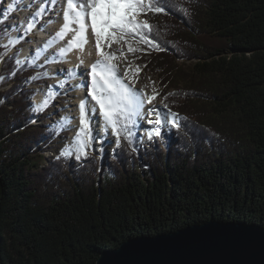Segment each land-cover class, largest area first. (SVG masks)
<instances>
[{"label": "trees", "instance_id": "obj_1", "mask_svg": "<svg viewBox=\"0 0 264 264\" xmlns=\"http://www.w3.org/2000/svg\"><path fill=\"white\" fill-rule=\"evenodd\" d=\"M149 5L150 27L122 36L178 127L142 148L129 124L108 161L62 156L48 111L34 125L47 68L19 59L0 19V264H96L212 219L264 227V0Z\"/></svg>", "mask_w": 264, "mask_h": 264}, {"label": "snow or ice", "instance_id": "obj_2", "mask_svg": "<svg viewBox=\"0 0 264 264\" xmlns=\"http://www.w3.org/2000/svg\"><path fill=\"white\" fill-rule=\"evenodd\" d=\"M55 2V0H53ZM68 11L63 12L64 31L60 32V36L66 35L70 26H75L72 31L75 33L76 41L84 42L86 40V31L88 30V20L90 19V30L95 38V47L99 51L102 47L101 41H112L118 37L116 33H135L141 27L148 28L150 25L145 23L140 25L137 16L142 12V6L139 0H80L74 3V0H66ZM87 9L78 11L77 9ZM159 12L161 9L156 8ZM74 13V16H70ZM31 28V25H29ZM143 38V37H141ZM71 43L69 47H71ZM99 55L104 57L103 61L95 63L91 68V99L99 106V115L103 117L104 130L107 133L111 129V133L116 137V146H120L121 133L124 132L125 138L131 142L132 133L125 131L129 124L133 128L138 127L139 118L146 120L148 124L155 123L156 128L147 131V138L152 140L161 135V127L165 126L169 120V116H162L159 110L148 109L144 113L145 99L142 95L134 92L126 87L116 75V69L111 64L114 59L113 55H105L103 51H99ZM155 96L147 99V103H152ZM80 130L76 137V159L87 156V149L93 144L97 137H93L88 122L85 119V104H80ZM95 111V109H93ZM155 115V121L151 117ZM175 113H170L171 117H175ZM121 118L125 121L123 127H118ZM173 127H178L175 119L171 120ZM101 145L103 139L98 141ZM103 147L99 148L103 152ZM62 156L67 153L62 152ZM59 158V157H58Z\"/></svg>", "mask_w": 264, "mask_h": 264}, {"label": "bare ground", "instance_id": "obj_3", "mask_svg": "<svg viewBox=\"0 0 264 264\" xmlns=\"http://www.w3.org/2000/svg\"><path fill=\"white\" fill-rule=\"evenodd\" d=\"M4 1L5 0H0L1 8L4 6ZM141 1L143 0H140V2ZM79 2L80 0H74V3ZM6 4L7 6L3 7L5 8V14L16 17V20H18L17 15L18 11L20 10L15 9H20V7H27V12L25 11L26 13L23 14L20 22H22V24L24 25V30H29V32L25 31L26 33L31 34L34 32H38V34L40 35L38 36L39 40L36 42L37 44L35 43V45L32 46L35 49L34 53L37 60L40 59L41 61H48V64H51L53 61L55 62L61 58L65 62V65L62 68L63 70L58 68L57 71L54 72V75L59 76L60 79L52 82V85H54V87L50 90L51 92H56V90H60L61 88V90L63 89V91H66L68 87H71L70 90H78L76 92V95L78 97L77 101L70 110V120L73 122V124L80 130L81 125L79 122V106L83 103L85 104V119L88 122V127L92 132V136L94 135V133H96V127H99L98 129L103 135H105L106 132L104 130L105 126L103 117L99 115V106L96 105L95 101L91 99L90 92L92 87V65L104 60V57H101L99 55V51H103L106 56L111 54V49L108 42H106V40H102L101 49L99 51L96 49L95 38L90 30V19L88 20V30L86 31V40L84 42L81 43L79 41H76L75 43H72V41L75 40V33L72 31V28L75 26H70V29L67 31L65 36H60V32L64 31L63 25L65 21L63 20V12L68 11L66 0H55V2H53V0H9ZM77 10L87 11V9L81 8H78ZM70 16H74V13H70ZM49 17L51 18L50 23L46 21H43L44 24L41 23V20L48 19ZM52 21L55 23H53ZM146 21L147 20H145V22ZM146 23H148V21ZM29 25H31V28H29ZM51 29H53V32H51ZM70 43L72 45L71 47H69ZM30 52L33 51L29 50L27 54H30ZM111 64L116 69L117 78L126 87L144 97L145 114L147 113L148 109H156L160 111L162 116H169V120L166 122V125L170 124L172 119H175L176 123L179 122V118L177 115H175V117H171L170 113L172 112H169L167 110L163 112L164 110L161 108V105H155L153 102L150 104L147 103V99L149 98V96L144 91L137 89L131 83V79L125 75L124 70L119 66V63L112 60ZM70 73H74V77L69 78L70 80H72V82H67L66 76H71L69 75ZM64 96L66 97V94H64ZM35 98L38 106V111H41L46 104V96L37 94ZM93 109H95V111H93ZM155 118V115L151 117L153 121H155ZM139 122L142 124V134L146 141L148 139L147 131L156 128L157 125L155 123L148 124L143 118H139ZM109 130L111 129L109 128L108 131ZM74 143L76 144V139ZM52 155L53 153H51V156Z\"/></svg>", "mask_w": 264, "mask_h": 264}, {"label": "water", "instance_id": "obj_4", "mask_svg": "<svg viewBox=\"0 0 264 264\" xmlns=\"http://www.w3.org/2000/svg\"><path fill=\"white\" fill-rule=\"evenodd\" d=\"M96 264H264V227L212 219L129 239L104 251Z\"/></svg>", "mask_w": 264, "mask_h": 264}, {"label": "rangeland", "instance_id": "obj_5", "mask_svg": "<svg viewBox=\"0 0 264 264\" xmlns=\"http://www.w3.org/2000/svg\"><path fill=\"white\" fill-rule=\"evenodd\" d=\"M8 1L9 0L4 1L3 7L7 6L6 3ZM150 1L151 0H143L140 2L139 0V2L141 3V6H143L141 14L137 16V21L140 25H144L147 21L149 23V20H148L149 18L147 14H148V11L150 10L149 8ZM3 7L2 8L0 7V18L4 20L9 19L10 26L14 25L16 29L17 28L19 29V30L17 29L15 33H12V37H11L12 43L16 45V47L20 50L19 59L22 62L31 60L32 58L36 60L35 57H31V56H34L33 54L35 52V49L32 46L35 45V43L39 40L38 36L40 35L38 34V32H34L31 34L26 33L25 31H27V29L24 30V25L22 24V22H20L21 18L23 17V14L27 12V7H20V9H15V10H20L18 11V15H17L18 20H16L17 18L14 16L5 14L4 12L5 8ZM45 20L47 19L41 20L42 21L41 23L44 24ZM145 20L147 21L145 22ZM27 32H29V30ZM118 34H120L119 39L112 40V41H106L108 42L109 47L111 49V54L114 57L113 60L119 63V66L124 70L125 75L131 79V83L137 89L144 91L149 97L155 96L156 98L153 101V103L155 105H161V108L164 110L162 111L165 112L166 109L163 105V102L159 99V93L161 92L160 79H158L159 75L157 73H154L153 71H147V70L145 71L143 69L144 67L141 68L142 65L138 64V62L135 61L133 55L131 54L129 47L127 46L128 42H125L124 36H122L124 33L118 32L115 35H118ZM29 50L33 52H30V54H27ZM45 63L46 61L42 62L41 64L43 66H46ZM52 63L53 64L47 65L49 68H47L48 73L46 76L47 79L45 83L42 86H35V89L37 90V94H42L46 96L47 100H46V104L43 107V109L41 111H38V106H37V102L35 98L37 94L34 96L35 106L37 107L36 117L40 118L37 122H35L34 125H37L39 122H41L42 114L48 111V117H49L48 123L50 125H53L54 127H57L58 129H61L60 132L62 130L64 131L67 130V135L64 136L62 140H60L61 144H59L58 147L60 149H64V151H66L67 153V156L73 161V157L75 155L76 147H77L74 141L76 139V136H78L77 134H79V129L70 120L71 119L70 110L75 105L78 97L76 95L75 90L73 89L70 90L71 87H68L66 91H63V89L61 90L60 88V90H56V92H51L50 89L54 87V85H52V82L60 79L59 76L54 75V72H56L58 68L62 69L65 65V62L61 58L55 62L53 61ZM64 94H66L65 99L62 98ZM98 128L96 127V133H94L93 135V137H97V140L93 141V144L87 149V151L91 152L93 155L97 157L99 155V158H101L103 161H108L112 159V157H114L112 151H113V148H116V142H115L116 137L111 133V130H109L105 135H103ZM132 128L133 127L131 126L130 130H132ZM173 128L174 127L170 123L161 128V134L167 135V136L171 135ZM133 130L140 137V147L142 148L147 147L154 142V138L152 140L147 139L145 141V138L142 134V124L140 122L138 124V127L133 128ZM99 139L104 140V143L102 145L98 142ZM105 143L107 145H105ZM100 147H103L104 149L103 152L99 151ZM46 156L47 158H49L51 156V153L47 152Z\"/></svg>", "mask_w": 264, "mask_h": 264}]
</instances>
